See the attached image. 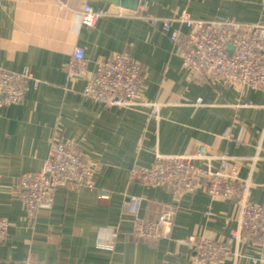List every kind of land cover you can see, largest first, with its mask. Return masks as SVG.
<instances>
[{
  "label": "crops",
  "instance_id": "crops-1",
  "mask_svg": "<svg viewBox=\"0 0 264 264\" xmlns=\"http://www.w3.org/2000/svg\"><path fill=\"white\" fill-rule=\"evenodd\" d=\"M144 14L100 17L90 27L72 21L84 5L102 0H0V68L32 71L21 101L0 107V217L7 222L0 264H207L197 263L188 237L227 248L222 264H264V242L241 229L246 205L264 207V90L225 80L194 79L178 46L151 19L186 11L193 18L264 24L256 0H140ZM75 44L85 49L86 69H67ZM126 53L142 65L139 101L105 108L85 95L99 63ZM158 109L152 112V105ZM238 123V140L224 132ZM237 133L236 127L233 129ZM68 143L93 167V188L59 187L49 209L28 218L16 183L41 172L55 143ZM227 157L245 184L242 196L210 195L206 183L174 196L167 186L133 178L149 167V153ZM218 169L219 160H195ZM139 197V213L126 202ZM177 207L171 238L142 241L140 219L155 218L164 204ZM239 231L237 238L232 236Z\"/></svg>",
  "mask_w": 264,
  "mask_h": 264
},
{
  "label": "built area",
  "instance_id": "built-area-1",
  "mask_svg": "<svg viewBox=\"0 0 264 264\" xmlns=\"http://www.w3.org/2000/svg\"><path fill=\"white\" fill-rule=\"evenodd\" d=\"M264 8V0H256ZM146 4H139L136 11H129L113 5L93 8L84 5L81 11L73 13L72 21H81L94 26L100 17L137 15L142 16ZM153 26L160 24L169 33L171 40L179 47L183 66L194 79L208 78L225 80L232 84H244L252 89L264 90V24L221 21L193 18L186 11L166 19H151ZM227 43L232 45L231 52ZM69 74L82 76L85 73V49L75 44L67 64ZM142 65L126 53H114L103 59L95 77L86 83L84 93L105 108H132L142 104L139 101V85ZM41 81L32 71H12L0 68V107L24 99L29 85L38 88ZM152 105V112L158 109ZM237 133L234 135L233 129ZM240 125H234L224 132V137L238 140ZM152 165L134 169L133 178L143 183L167 186L174 196L191 193L200 184L206 183L210 195L239 198L245 184L239 179V169L232 166L227 157L206 154L204 145H199L193 155L164 156L149 153ZM219 160L218 169L203 168L195 160ZM93 167L75 147L68 143L51 146L48 159L41 172L29 173L16 183L17 196L25 206L26 215L33 219L40 209H49L54 202L57 188L70 184L93 188ZM140 198L130 197L126 202L128 211L139 213ZM177 207L164 204L152 219H138L133 235L142 241H158L171 238ZM7 222L0 217V242L6 236ZM241 229L250 236L264 242V207L246 205L242 209ZM239 231L232 236L237 238ZM192 249L197 263L222 264L227 248L216 241L190 236L185 241ZM35 264V263H29Z\"/></svg>",
  "mask_w": 264,
  "mask_h": 264
},
{
  "label": "water",
  "instance_id": "water-1",
  "mask_svg": "<svg viewBox=\"0 0 264 264\" xmlns=\"http://www.w3.org/2000/svg\"><path fill=\"white\" fill-rule=\"evenodd\" d=\"M102 1L129 11H136L140 4V0H102ZM226 45L228 52H231L232 45L229 43H227Z\"/></svg>",
  "mask_w": 264,
  "mask_h": 264
}]
</instances>
